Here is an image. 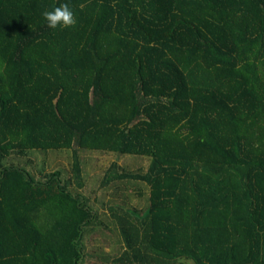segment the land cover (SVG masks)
Here are the masks:
<instances>
[{"label":"trees","instance_id":"1","mask_svg":"<svg viewBox=\"0 0 264 264\" xmlns=\"http://www.w3.org/2000/svg\"><path fill=\"white\" fill-rule=\"evenodd\" d=\"M184 260L264 264V0H0V264Z\"/></svg>","mask_w":264,"mask_h":264},{"label":"rangeland","instance_id":"2","mask_svg":"<svg viewBox=\"0 0 264 264\" xmlns=\"http://www.w3.org/2000/svg\"><path fill=\"white\" fill-rule=\"evenodd\" d=\"M39 158L43 159V155H39ZM84 158V172L87 177V185L85 187L84 192L86 193V196H89L91 199L92 204L97 207L99 212H105V214L108 212V209L105 206H102L101 204L104 202H108L113 198L112 194L114 190L112 188L107 189H101L98 186L100 185L101 180L104 178L106 172L110 169L111 165L116 162L119 167L127 168L131 171H138L140 168H146L148 165V161L143 160L140 157H133V156H121L117 157L115 155H106V154H85L83 156ZM38 160V159H37ZM54 160L52 167L53 170L56 168V164H60L64 169L68 170L70 172L71 167L69 163L71 162L69 160V154H64L61 156H56V158L52 155L48 156V160ZM57 161V162H55ZM70 161V162H69ZM96 188H98L96 190ZM133 203L138 206L137 200H133ZM99 237H97L98 239ZM92 241L88 242V247L90 252L93 254L96 252L98 247H102L103 251L105 253L111 252L110 246H105L102 243H99L100 240L97 242ZM100 244V245H99ZM95 264V262H94ZM178 264H194L191 260H184L181 261Z\"/></svg>","mask_w":264,"mask_h":264},{"label":"clouds","instance_id":"3","mask_svg":"<svg viewBox=\"0 0 264 264\" xmlns=\"http://www.w3.org/2000/svg\"><path fill=\"white\" fill-rule=\"evenodd\" d=\"M42 15L47 26L53 30L70 29L77 24L76 17L67 3L55 7L51 11H44Z\"/></svg>","mask_w":264,"mask_h":264}]
</instances>
